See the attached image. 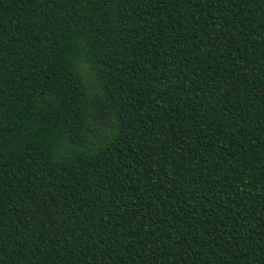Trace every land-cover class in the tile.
<instances>
[{
    "label": "trees",
    "instance_id": "obj_1",
    "mask_svg": "<svg viewBox=\"0 0 264 264\" xmlns=\"http://www.w3.org/2000/svg\"><path fill=\"white\" fill-rule=\"evenodd\" d=\"M0 264H264V0H0Z\"/></svg>",
    "mask_w": 264,
    "mask_h": 264
}]
</instances>
